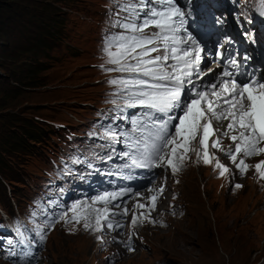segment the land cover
<instances>
[{"label":"rangeland","instance_id":"374dc122","mask_svg":"<svg viewBox=\"0 0 264 264\" xmlns=\"http://www.w3.org/2000/svg\"><path fill=\"white\" fill-rule=\"evenodd\" d=\"M127 1L0 0V218L28 213L35 208L41 189L77 180L71 166L79 160L76 149L87 157L99 156L103 149L109 151L97 143L102 134L99 123L119 103L118 87L108 81L121 76L118 71L102 69V65L114 67L106 63L103 48L106 37L120 33L117 23H121L123 15L119 6ZM47 27H51L55 37L43 41L45 45L41 46L39 41ZM209 65V59H205L202 67ZM218 71L221 73V68ZM113 100L117 103H112ZM27 132L37 133L41 142H30L25 137ZM22 137H25L23 147H19L14 141ZM199 138L198 135L196 141H191L190 149L198 148ZM207 145L212 156L208 140ZM180 150L177 149V156L173 158L179 167L176 173L166 166L169 157L155 167L156 174L160 179L163 177V184L153 189L157 199L158 190L166 186L164 171L170 170L174 178L183 173L186 160L180 161L183 155ZM224 153L219 151L216 156L229 168L223 177L215 162L206 165L200 160L207 171L205 183L202 185L197 177L192 179L197 185L199 208L193 207L188 195L181 197L172 188L168 194L181 203L180 208L187 210L184 224L192 225L194 253L203 254L211 242L220 254V257H201L197 264H264V179L254 167L264 161V154L247 158L245 163L249 167L245 174L237 170L238 176L234 179V165ZM196 160V153L191 151L188 164L194 171ZM77 167L85 172L83 166ZM236 184L242 187L237 189ZM135 196L120 208V215L112 219L113 212L109 214V221L123 225L117 230L107 228L108 221L102 220V231L90 229L87 231L90 239H83L82 235H76L86 231L83 219L79 223L65 219L54 228L49 227L45 246L33 264H183L179 258L159 251L156 244L140 243L137 250L126 245L127 251L134 250V256L123 258L118 252L120 241L102 243L100 236L107 239L108 235H121L128 230L129 223L120 222V217L126 219L124 210L131 212ZM80 201L77 199L76 203ZM90 205L84 204L85 212ZM163 207L169 219L173 218L177 209L174 203ZM133 216L130 226H133ZM91 219L94 224V216ZM137 220L133 227L138 229L142 223L138 216ZM172 221L177 220L174 217ZM63 233L76 235L67 248L62 244ZM162 234L167 236L168 231ZM138 237V233L128 234V238L137 240ZM0 264L12 263L0 255Z\"/></svg>","mask_w":264,"mask_h":264},{"label":"snow or ice","instance_id":"6c2138e0","mask_svg":"<svg viewBox=\"0 0 264 264\" xmlns=\"http://www.w3.org/2000/svg\"><path fill=\"white\" fill-rule=\"evenodd\" d=\"M154 2L164 7L158 10L153 6L144 11L143 16L135 10L134 5L127 7V21L117 23L126 34H112L106 37L103 48L107 57L106 63L114 67L105 68L102 65V69L127 75V78L108 81L118 87L116 95L121 97L123 106L147 110L144 113L146 120L133 121V131L139 129L143 135V130L147 129V136L143 140L137 138L135 143L129 145L135 149L136 156H130L128 152H125L124 156L129 157L132 165L138 168L159 167L165 163V158L169 157L166 166L176 173L179 167L174 164L173 158L177 156V149H183L186 154L190 150V141H196L199 135L198 148L192 147L191 151L196 153L197 161L202 159L206 165L215 162V168L220 169L219 175L223 177L229 172V168L221 164L216 157L210 156L207 140L216 131L212 127L213 120H229L226 126L228 131L222 135L228 136L229 132L238 133L230 136L234 148L229 146L225 151L221 147L222 141L219 137L213 141L211 147L225 151L226 158L244 175L249 167L245 159L264 154V147L260 146L264 144V82L255 78L237 80V75H246L239 73V69L244 67V61H247L248 57L244 56L238 61L232 52L224 48L223 51L217 50L214 53L215 58L223 62L218 65L223 68L219 81L210 85L211 92L196 91L192 78L194 75H200L202 49L191 35H180L184 30L185 13L177 6L175 0ZM151 3L153 0H148V4ZM139 4L148 7L145 0H139ZM261 15H264V12H261ZM149 28H154L155 31L147 32L146 29ZM220 47L223 48V45ZM153 53L156 55H152ZM189 85L191 87L185 90ZM112 103L117 101L113 100ZM173 121L175 123H172ZM103 135L116 139L115 133L110 135L105 131ZM141 143L144 144L143 149L140 148ZM238 155L241 158L237 163ZM185 158V155L179 157L180 161ZM254 167L259 177L264 179V161ZM235 187L238 189L242 185L236 184ZM158 191L162 194L163 187ZM116 195L106 193L97 196L95 202L108 203L115 199ZM151 200L154 210L157 197L153 196ZM78 207L79 205L73 204V211ZM137 207L144 208L145 205L140 204ZM124 215H127V209L124 210ZM93 216L94 224L91 219ZM102 217L108 220L107 208L103 211L92 208L74 219L77 223L83 219L85 230L94 229L99 232L103 228ZM137 222V217L133 216L132 225L135 226ZM116 226L111 222L106 224L109 229Z\"/></svg>","mask_w":264,"mask_h":264},{"label":"bare ground","instance_id":"6f19581e","mask_svg":"<svg viewBox=\"0 0 264 264\" xmlns=\"http://www.w3.org/2000/svg\"><path fill=\"white\" fill-rule=\"evenodd\" d=\"M203 61L205 62V59H203ZM204 70L207 71L208 69L206 68ZM218 73H220L218 71V69H213L211 72H206L203 80L206 78H211V80H212L215 76L218 75ZM229 122H230L229 120H223L222 123H219L215 120L212 121L213 129H215L216 131H215L214 135L209 136L208 143H209L211 151H212V156H214V157L218 156L217 153L220 151L218 149L211 147L213 141L215 139H217V137H219L221 139V141H222L221 147L225 151H227L229 146L234 148V144L232 143L230 136L233 134H238V133L229 132L228 136L222 135L225 131H228L226 126ZM219 126L222 127L221 130L218 129ZM237 142H239V141H237ZM191 143L192 142L190 141L189 149L191 147ZM260 146L264 147V144H261ZM179 152H181L183 155L185 154L183 149H181ZM190 152H191V149L186 153V158H185L186 164H185V167H183V173L182 174L180 173L178 177H175V178L172 177L170 170L164 171L163 174L166 176V178H165L166 186L163 188L164 189L163 193L162 194L159 193V198L155 201V209L153 210L151 207V204H152L151 198L154 196L153 195V189L155 190L157 188V186H160V184L163 182V177L157 181L158 185L157 184L152 185L148 189H145L144 191H141L140 193L136 194L135 199H134V203H133L134 207L131 210V212L127 213L126 219H123V216L120 217V222L127 221L129 223L128 230L121 235H115V236L114 235L113 236L108 235L107 239H104L103 236H100V238L102 237V243L109 244L112 241L113 242L117 241V240L120 241L121 247L120 246L118 247V252L120 254V257H123V258H128L130 256L133 257L134 256L133 255L134 250L139 249L140 243H142V244L147 243V244L153 245V246H154V244H156V246L159 247V251H166L172 257L179 258L183 264H197L201 257H220V254L218 253V251L216 250V248L214 246L215 244L213 245L211 242L209 243V246L206 248V250L204 251L203 254L197 255L194 253V249L191 247L194 244V238H193V235L191 234V231L193 229L192 225L184 224V222L186 220L185 217H186V211L187 210L185 208H180L179 205L181 203H179V201H177V200H173L170 197V195L168 194L169 190H171V188H172L174 193H178L181 197L183 196V194L188 195L189 200L193 201L192 202L193 207L199 208L198 207V190H196L197 185L195 182H192V179H193V177H197L198 179H200V183H202V185H204L205 180H206V176H207V171H205V168L201 164V161H197V160H196V171L191 169L190 165L188 164ZM263 157H264V155H263ZM237 158H238V160H237V163H238L241 156L238 155ZM216 159H218L220 162L222 161L220 157H218ZM227 160L230 162V160L228 158H227ZM245 162H246V159H245ZM233 170H234V173H233L232 177H234V179H235L238 176V172H237V169L235 168V165H234ZM169 184H171V186H169ZM173 203L177 207V209L175 208L176 210H174L175 211L174 216L172 215L173 218L175 217V219L177 220L174 222L172 221L173 218L169 219L167 214L164 213V209H166V208L163 207L166 204H173ZM140 204L145 205V207L144 208L137 207V205H140ZM90 206H88L89 211L92 209L91 208L92 206L91 207ZM94 208L98 209L96 206ZM123 208H124V206H123ZM100 210L103 211L102 209H100ZM112 212L114 213L115 211H110V213H112ZM120 212H121V209L119 211H117V214ZM183 212H184V214L180 215V213H183ZM141 213H143V215H141ZM133 214H136L140 218V221L142 223V224L141 223L140 224L142 225V227L137 229V227L134 228L133 226H130V219L132 218ZM200 216L203 217L202 214H200ZM109 219H110V217H109ZM102 220L107 221V220H104L103 217H102ZM233 228H234V226H233ZM205 230H206V227L203 231H205ZM87 231H90V229L86 230L82 234L77 233L76 235L77 236L82 235L83 239L84 238L90 239V236L88 237ZM162 231H164V232L168 231V235L164 236L162 234ZM129 232L138 233V235H139L138 239L135 240V238L134 239L128 238ZM63 234H65V235L62 238V240H63L62 244L65 248H67L69 246L71 240L76 239V237H75L76 235H68L66 233H63ZM89 234H90V232H89ZM216 234H217L216 235L217 240L219 241V246L221 247V241H220L221 237H220V234H218L217 230H216ZM79 238H81V237H79ZM168 239L171 240V243H170V241H168ZM115 245H116V243H115ZM126 245L128 247L131 246L132 249H134V250H128L127 251L125 249ZM221 252H224L223 247L221 248ZM226 255L228 257V254H226ZM193 257H195V259H193ZM192 259H193V262L189 263L188 260L190 261ZM46 264H48V263H46Z\"/></svg>","mask_w":264,"mask_h":264},{"label":"trees","instance_id":"16d2710c","mask_svg":"<svg viewBox=\"0 0 264 264\" xmlns=\"http://www.w3.org/2000/svg\"><path fill=\"white\" fill-rule=\"evenodd\" d=\"M54 37H55V35H54V31L51 29V27H50V28L47 27V28L45 29L44 35L42 36V38L40 39L39 42L41 43V46H43V45H45V44H42L43 41L46 40V42H47V41L53 39ZM26 134H27V135H26L25 137H28L27 139H28L30 142H33V143H39V142H41L40 139H39L40 137L37 135V133L27 132ZM25 137H22L20 140L17 139L18 141H14V143L17 144L19 147H23V146H22V143H23V139H24ZM3 179H4L3 181H6L5 178H3ZM16 180H17V179H16ZM0 181H1V180H0ZM11 181H13V180H11ZM15 182H17V181H15Z\"/></svg>","mask_w":264,"mask_h":264}]
</instances>
